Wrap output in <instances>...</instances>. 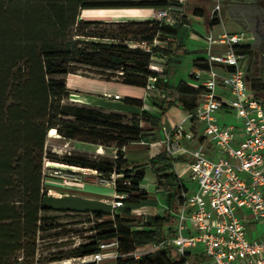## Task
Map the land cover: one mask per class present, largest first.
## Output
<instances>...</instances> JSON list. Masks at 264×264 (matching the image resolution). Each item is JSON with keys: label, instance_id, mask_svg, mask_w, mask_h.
<instances>
[{"label": "trees", "instance_id": "trees-1", "mask_svg": "<svg viewBox=\"0 0 264 264\" xmlns=\"http://www.w3.org/2000/svg\"><path fill=\"white\" fill-rule=\"evenodd\" d=\"M168 0H0V264H16L21 253L26 264H34L37 234L51 228L46 214L87 213L92 218L88 241L70 254L49 260L89 258L99 242H117L116 264H184L163 246L153 252L131 254L158 245L173 236L172 212L183 202L184 188L174 170L177 159L165 151L147 164L127 168L123 148L135 142L158 140L161 121L146 112L124 116L94 107L66 104L71 92L66 77L76 66L101 71L104 81L145 88L148 77L164 99L152 101L159 111L180 105L193 114L203 88L181 82L166 86V68H153L157 59H171L179 48L176 37L185 23L177 6ZM152 7L170 8L174 21L164 25L155 19L145 22L103 23L82 20L85 9ZM197 14V10L195 11ZM120 26L116 32L90 30L99 25ZM112 43L81 41L78 38ZM157 40L161 45L146 52L142 43ZM129 44H132L131 46ZM243 53L248 51L244 48ZM202 62L197 66L202 67ZM122 104L142 107L139 100L124 98ZM62 140L78 141L114 149V158L91 159L80 154L47 152L49 132ZM66 148V146H64ZM55 169L76 167L81 181L116 176L114 191L126 195L124 205H138L149 195L139 188L146 172L155 180V193L170 196V209L162 215L129 217L101 211H76L44 206L46 191L43 166ZM63 164V165H61ZM123 208V209H124ZM126 210V209H125ZM127 211V210H126ZM38 263V262H37ZM84 264H95L86 262Z\"/></svg>", "mask_w": 264, "mask_h": 264}, {"label": "built area", "instance_id": "built-area-1", "mask_svg": "<svg viewBox=\"0 0 264 264\" xmlns=\"http://www.w3.org/2000/svg\"><path fill=\"white\" fill-rule=\"evenodd\" d=\"M173 4L178 8V15L183 17L185 2ZM220 9L221 3L217 2L212 19L219 15ZM171 11V7L157 9L155 20L172 25ZM203 38L206 57L202 67L196 66L192 72V78L203 92L194 113L185 121L190 122L193 129L201 130L202 136L213 145L216 157H209L200 148L189 149L181 144L182 140L195 139L193 131L184 129L183 122L166 135L162 141L163 151L172 159L185 158L187 186L191 193L182 195L183 202L171 225L173 236L158 245L137 250L131 256L137 259L141 254L168 246L184 264H264V100L250 95L242 68L246 57L242 50L251 37L242 32L223 33L218 37L210 33ZM160 45L155 39L151 44L142 43L141 48L151 52ZM155 82L154 77L147 78L141 112L148 113L153 100L165 97ZM219 86L225 89L228 97L217 96ZM113 98L120 100L117 95ZM219 113L227 123H218ZM238 129L241 139H238ZM67 168H51L48 176L63 182H81L75 176L79 170ZM96 176L101 183L114 189L115 175L109 179L100 174ZM141 190L148 194L147 187ZM125 198L126 195L115 192L112 209H123ZM108 248L117 250V242H99L98 251L91 257L61 264H99Z\"/></svg>", "mask_w": 264, "mask_h": 264}, {"label": "crops", "instance_id": "crops-1", "mask_svg": "<svg viewBox=\"0 0 264 264\" xmlns=\"http://www.w3.org/2000/svg\"><path fill=\"white\" fill-rule=\"evenodd\" d=\"M136 1V0H135ZM177 4L178 1H184L186 4V11L183 18L185 23L180 29L176 37V45L179 50L171 56L170 60L167 58L157 59L153 68H166V86L169 88L177 87L181 82H191L198 85V82L192 78V72L198 65L205 60L206 57V43L203 38L204 34H212L218 37L223 33L239 34L246 33L239 22L244 19L243 9L239 8L242 0H172ZM217 2L221 3L219 15L212 19V11ZM206 6L208 9H206ZM188 8V9H187ZM178 10V8H176ZM157 9L152 7H131V8H98L85 9L81 12L82 20L96 21L103 23H124V22H145L155 19V12ZM197 10V14L195 11ZM225 20L229 22L226 25ZM223 24V27H222ZM222 27V28H220ZM247 34V33H246ZM250 43L246 46L250 51ZM242 61V66H243ZM73 80H72V77ZM69 77H71L69 79ZM74 82L73 88L67 87L72 91L79 93L71 95L70 100L83 104L93 106L101 109L104 112L118 113L121 115L137 116L143 109V98L145 97L144 88L126 86L118 82H106L98 79H88L81 76L68 75L66 81ZM88 87V89H86ZM250 95L254 93L249 89ZM119 96L120 100H114L113 96ZM217 96L228 97L227 92L222 86L217 89ZM255 96V95H254ZM73 97V98H72ZM129 98L139 100L142 102V107H134L122 104V99ZM148 114L159 118L161 121V128L158 130V140L152 143L135 142L127 145L124 148V155L127 162V168H131L141 164H147L149 159L160 154L164 150L162 141L165 139L172 129L179 123L183 122L186 131H193L195 139L193 141L182 140L181 144L189 149L200 148L206 154L214 158L216 157L213 145L202 136L201 130L193 129V126L185 121L189 115L180 105H172L159 111L157 107H149ZM218 123L223 125L227 120L218 114ZM238 139L242 138V133L238 129ZM48 145L52 146V153L61 155H77L86 156L91 159H96L103 153L104 156L114 158V149L106 148L98 145L86 144L78 141L62 140L58 138L48 137ZM66 146V148L61 147ZM100 149V150H99ZM180 165V170L174 167V170L184 188L183 194H190L191 189L187 186L188 176L184 164V157L176 158ZM63 165V164H61ZM66 167H71L64 165ZM76 168V167H74ZM43 172V186L46 195L43 198V204L46 207L54 209H67L76 211H101L109 214L116 213L119 215H126L129 217H137L142 215H162L166 210L170 209V196L167 206L161 205L155 193V180L146 172V177L140 184V189L148 188L149 199L141 202L138 205H128L124 209L113 210L111 202L114 199L115 191L109 186L104 185L97 179L88 181L63 182L58 178L48 176L51 168L45 166ZM77 176V175H75ZM96 176V174H95ZM97 177V176H96ZM182 194V195H183ZM127 211H126V210ZM175 213L172 212L175 218ZM174 223H172L173 226ZM117 250L115 248H108L103 253V260L99 264H116Z\"/></svg>", "mask_w": 264, "mask_h": 264}, {"label": "rangeland", "instance_id": "rangeland-1", "mask_svg": "<svg viewBox=\"0 0 264 264\" xmlns=\"http://www.w3.org/2000/svg\"><path fill=\"white\" fill-rule=\"evenodd\" d=\"M206 9H208L207 6H206ZM225 22L227 26L230 25L227 20H225ZM222 27H223V24H222ZM121 29L122 27L120 26H112V25H107V24H104V25L102 24V25L90 28V30H107V31H114V32L121 30ZM78 39L81 41L112 43L110 40L108 41L106 40L100 41V40H94V39L86 40L81 37ZM129 45L131 46L132 44H129ZM243 62L244 63H243L242 68L244 69L245 64H246L245 59L243 60ZM74 73L75 74H71V75L81 76L83 78H88V79H98L100 81H104L105 79V74L102 73L101 71H97L95 69L87 68L84 66H76ZM71 77H69V79ZM72 80H73V77H72ZM69 82H70L69 80H68V83L66 81V83L68 84V87L72 86L71 88H73L74 86L72 84L74 82L72 83H69ZM86 89H88V87H86ZM70 92H71L70 96L68 97V99L65 100L66 104H72V105L84 106V107H93V106L83 105V104H79V103H75L71 101L70 100L71 95H75L79 92L72 91V90H70ZM124 116L130 117L132 115L124 114ZM52 133L56 134L54 130L52 131ZM52 138H58V136H53ZM61 147H64V146H61ZM45 149L47 150V152H52L51 145L46 144ZM46 162L47 161L44 162V166H43V172L45 171V173H46V170L44 169H45ZM48 168L55 169L51 166ZM175 168L179 170L181 173L179 164L175 165ZM156 196L159 202L161 203V205L167 206L168 201H169L168 196H162L161 194H158ZM44 216H48L50 218V221L45 223L46 229L47 228H51V229L41 231L37 234L36 254H35L34 264H61L66 261H70L71 263H74L75 259L73 258L65 259L61 261H55V262H48V261L55 259V258L64 257L70 254V252L73 249L77 248L79 245L87 242L88 241L87 236H89L88 230L92 226V223H91L92 218L87 213H55V214H46ZM172 254L174 255L173 252ZM16 258H17L16 264H26V260H23L21 253H17ZM65 264H68V263H65Z\"/></svg>", "mask_w": 264, "mask_h": 264}, {"label": "flooded vegetation", "instance_id": "flooded-vegetation-1", "mask_svg": "<svg viewBox=\"0 0 264 264\" xmlns=\"http://www.w3.org/2000/svg\"><path fill=\"white\" fill-rule=\"evenodd\" d=\"M239 7L244 19L239 22L251 37L250 51L245 57L244 79L254 95L264 100V7L259 0H242Z\"/></svg>", "mask_w": 264, "mask_h": 264}, {"label": "bare ground", "instance_id": "bare-ground-1", "mask_svg": "<svg viewBox=\"0 0 264 264\" xmlns=\"http://www.w3.org/2000/svg\"><path fill=\"white\" fill-rule=\"evenodd\" d=\"M70 81V80H69ZM69 83H72L71 81L69 82ZM49 137H53V136H57L56 134H54V133H52V132H49V135H48ZM45 166H46V164H45ZM46 167H48V166H46Z\"/></svg>", "mask_w": 264, "mask_h": 264}, {"label": "water", "instance_id": "water-1", "mask_svg": "<svg viewBox=\"0 0 264 264\" xmlns=\"http://www.w3.org/2000/svg\"><path fill=\"white\" fill-rule=\"evenodd\" d=\"M259 5H261L262 7H264V0H259Z\"/></svg>", "mask_w": 264, "mask_h": 264}]
</instances>
